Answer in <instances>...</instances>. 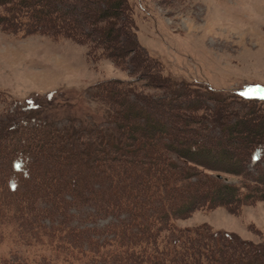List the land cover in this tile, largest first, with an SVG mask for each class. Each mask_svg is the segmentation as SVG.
I'll use <instances>...</instances> for the list:
<instances>
[{"label": "trees", "instance_id": "1", "mask_svg": "<svg viewBox=\"0 0 264 264\" xmlns=\"http://www.w3.org/2000/svg\"><path fill=\"white\" fill-rule=\"evenodd\" d=\"M137 5L0 0L4 33L86 42L90 59L125 67L129 57L131 65L127 79L88 92L106 109L104 125L71 130L16 117L0 129V243L38 247L49 252L39 260L64 263L264 264V243L176 223L197 210L237 215L264 202V128L236 144L241 124L264 121V99L166 75L138 43Z\"/></svg>", "mask_w": 264, "mask_h": 264}, {"label": "rangeland", "instance_id": "2", "mask_svg": "<svg viewBox=\"0 0 264 264\" xmlns=\"http://www.w3.org/2000/svg\"><path fill=\"white\" fill-rule=\"evenodd\" d=\"M135 1L138 43L161 61L166 75L200 90L209 86L218 92L264 99V0ZM89 29L84 26L83 30ZM118 39V46L124 48L125 39ZM88 50L86 42L69 38L54 40L0 30V129H7L16 117L22 123L39 118L71 130L104 125L106 109L88 92L98 81L127 79L131 65L129 57L125 67L109 56L90 59ZM243 126L244 131L236 136L239 145L262 133L264 121ZM222 176L227 178L221 179L225 182L237 181ZM111 220H99L97 225ZM176 223L208 226L264 243V202L243 207L237 215L221 207L197 210ZM40 254L48 256L49 252L9 241L0 243V264H24L22 258L27 264H85L39 260Z\"/></svg>", "mask_w": 264, "mask_h": 264}, {"label": "water", "instance_id": "3", "mask_svg": "<svg viewBox=\"0 0 264 264\" xmlns=\"http://www.w3.org/2000/svg\"><path fill=\"white\" fill-rule=\"evenodd\" d=\"M216 176H217V178H219V179L227 180V178H226V177H223L221 174H217Z\"/></svg>", "mask_w": 264, "mask_h": 264}]
</instances>
